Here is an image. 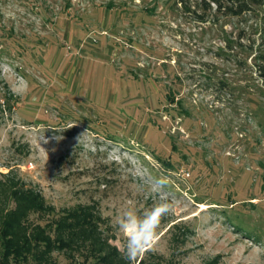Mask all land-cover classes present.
Returning a JSON list of instances; mask_svg holds the SVG:
<instances>
[{"label":"rangeland","instance_id":"rangeland-1","mask_svg":"<svg viewBox=\"0 0 264 264\" xmlns=\"http://www.w3.org/2000/svg\"><path fill=\"white\" fill-rule=\"evenodd\" d=\"M175 1L0 0V225L19 187L92 208L130 264H264L262 14Z\"/></svg>","mask_w":264,"mask_h":264},{"label":"trees","instance_id":"trees-1","mask_svg":"<svg viewBox=\"0 0 264 264\" xmlns=\"http://www.w3.org/2000/svg\"><path fill=\"white\" fill-rule=\"evenodd\" d=\"M175 4L201 23L209 17L257 13L262 14L264 22V0H176ZM11 194L16 204L6 211L0 225V264H56L53 258L56 251L74 264H130L102 236L100 218L92 208L77 206L56 213L32 190L13 187ZM33 213L52 217L45 226L35 225L29 222Z\"/></svg>","mask_w":264,"mask_h":264},{"label":"clouds","instance_id":"clouds-1","mask_svg":"<svg viewBox=\"0 0 264 264\" xmlns=\"http://www.w3.org/2000/svg\"><path fill=\"white\" fill-rule=\"evenodd\" d=\"M170 210V205H159L152 210L151 215L146 218V226L143 232L140 233L134 241V247L129 248L128 256L130 259H133L135 255H138L146 248L147 244L150 243L152 237L156 234V229L159 226L160 219L164 215L168 214Z\"/></svg>","mask_w":264,"mask_h":264}]
</instances>
